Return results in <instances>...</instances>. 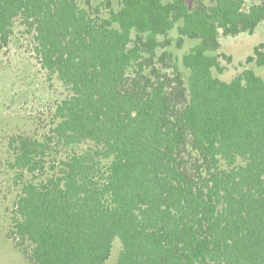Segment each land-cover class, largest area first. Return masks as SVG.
I'll return each instance as SVG.
<instances>
[{"label": "trees", "instance_id": "trees-1", "mask_svg": "<svg viewBox=\"0 0 264 264\" xmlns=\"http://www.w3.org/2000/svg\"><path fill=\"white\" fill-rule=\"evenodd\" d=\"M0 0L63 88L7 137V237L28 264H264V0Z\"/></svg>", "mask_w": 264, "mask_h": 264}, {"label": "rangeland", "instance_id": "rangeland-1", "mask_svg": "<svg viewBox=\"0 0 264 264\" xmlns=\"http://www.w3.org/2000/svg\"><path fill=\"white\" fill-rule=\"evenodd\" d=\"M252 0H247V7ZM220 53L229 57L222 59L226 70L216 75L224 81H231L246 68H254L260 75L263 71L246 64L255 47L264 43V23L254 34H240L236 37L220 38ZM63 88L56 79L41 70L35 58L28 34L23 27H17L6 46L0 44V264H28L8 239L9 218L16 190L13 173L7 165V137L13 132L33 128L37 120L45 125L54 103L61 97ZM121 244L118 240L109 261L116 264Z\"/></svg>", "mask_w": 264, "mask_h": 264}]
</instances>
